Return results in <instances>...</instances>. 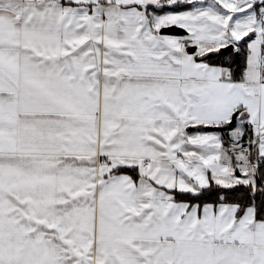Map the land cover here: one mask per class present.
<instances>
[{
  "label": "snow or ice",
  "instance_id": "obj_1",
  "mask_svg": "<svg viewBox=\"0 0 264 264\" xmlns=\"http://www.w3.org/2000/svg\"><path fill=\"white\" fill-rule=\"evenodd\" d=\"M0 264H264V0H0Z\"/></svg>",
  "mask_w": 264,
  "mask_h": 264
},
{
  "label": "trees",
  "instance_id": "obj_2",
  "mask_svg": "<svg viewBox=\"0 0 264 264\" xmlns=\"http://www.w3.org/2000/svg\"><path fill=\"white\" fill-rule=\"evenodd\" d=\"M222 59H223V57H214L211 60V62H213V63H219L220 60H222ZM239 59H240V63L239 64L236 63L237 75H239L240 71H242V69L244 68V65H245V58H244V56H240ZM187 198L190 199V197H187ZM214 199H215V196H210L209 197V200H214Z\"/></svg>",
  "mask_w": 264,
  "mask_h": 264
},
{
  "label": "water",
  "instance_id": "obj_3",
  "mask_svg": "<svg viewBox=\"0 0 264 264\" xmlns=\"http://www.w3.org/2000/svg\"><path fill=\"white\" fill-rule=\"evenodd\" d=\"M163 32L167 33V34H176V35H183L184 34V30H181V29H178V28H170V29H165V30H162ZM237 60V63L239 64L240 63V59L239 57L236 58Z\"/></svg>",
  "mask_w": 264,
  "mask_h": 264
},
{
  "label": "crops",
  "instance_id": "obj_4",
  "mask_svg": "<svg viewBox=\"0 0 264 264\" xmlns=\"http://www.w3.org/2000/svg\"><path fill=\"white\" fill-rule=\"evenodd\" d=\"M170 35H176V34H170ZM176 36H179V35H176ZM211 62V61H210ZM213 63V62H211ZM206 131H211V129H205Z\"/></svg>",
  "mask_w": 264,
  "mask_h": 264
},
{
  "label": "rangeland",
  "instance_id": "obj_5",
  "mask_svg": "<svg viewBox=\"0 0 264 264\" xmlns=\"http://www.w3.org/2000/svg\"><path fill=\"white\" fill-rule=\"evenodd\" d=\"M245 39H247V38H245Z\"/></svg>",
  "mask_w": 264,
  "mask_h": 264
}]
</instances>
